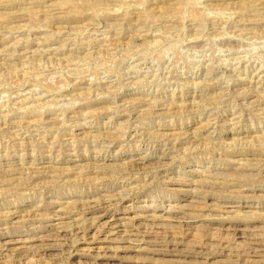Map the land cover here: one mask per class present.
Wrapping results in <instances>:
<instances>
[{
  "label": "rangeland",
  "instance_id": "374dc122",
  "mask_svg": "<svg viewBox=\"0 0 264 264\" xmlns=\"http://www.w3.org/2000/svg\"><path fill=\"white\" fill-rule=\"evenodd\" d=\"M0 264H264V0H0Z\"/></svg>",
  "mask_w": 264,
  "mask_h": 264
}]
</instances>
